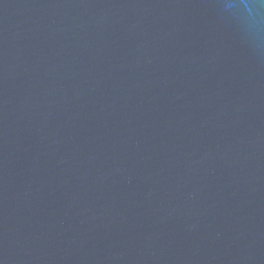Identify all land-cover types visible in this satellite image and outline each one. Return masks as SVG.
Instances as JSON below:
<instances>
[{"label": "water", "instance_id": "water-1", "mask_svg": "<svg viewBox=\"0 0 264 264\" xmlns=\"http://www.w3.org/2000/svg\"><path fill=\"white\" fill-rule=\"evenodd\" d=\"M0 264H264V0H0Z\"/></svg>", "mask_w": 264, "mask_h": 264}]
</instances>
